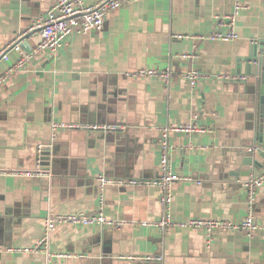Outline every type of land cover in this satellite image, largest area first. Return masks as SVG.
<instances>
[{"label":"crops","instance_id":"crops-1","mask_svg":"<svg viewBox=\"0 0 264 264\" xmlns=\"http://www.w3.org/2000/svg\"><path fill=\"white\" fill-rule=\"evenodd\" d=\"M55 1L0 0V49L27 32ZM232 3L130 0L107 13L100 31L69 36L61 47L38 52L23 71L8 78L0 88V264H264V232L248 236L242 230H216L208 238L196 229L163 232L141 225L163 217L161 189L143 184L105 188L103 213L122 221L119 228L58 226L51 252L70 257L47 262L42 253L4 250L34 246L48 213L96 212L98 175L159 178L166 128L204 129L167 134L172 172L193 179L175 183L171 219L238 222L245 217L244 184L260 170L248 177L231 175L248 170L241 162L253 144L255 110L247 94L252 78L240 70L251 48L264 43V0L245 1L235 40L174 37L208 36ZM37 41L36 33H27L22 49L32 51ZM13 60L0 62V74ZM166 67L173 72L168 86L158 78L129 76ZM190 69L198 73L194 87L181 77ZM240 76L248 79H233ZM52 123L73 127L54 129ZM38 168L50 177L3 173ZM251 210L255 221L263 223L264 185Z\"/></svg>","mask_w":264,"mask_h":264},{"label":"built area","instance_id":"built-area-1","mask_svg":"<svg viewBox=\"0 0 264 264\" xmlns=\"http://www.w3.org/2000/svg\"><path fill=\"white\" fill-rule=\"evenodd\" d=\"M130 0H100L96 3H86L84 0H56L51 8L46 12L45 16L39 17L27 30L17 34L11 42L0 49V62H8L14 56L13 62L0 74V88L13 75V73L23 71L28 65L30 59L38 52L47 50L55 51L62 46L63 42L71 35H85L91 31H100L103 27L104 19L108 12L120 7L122 4ZM246 0H233L232 10L229 14L221 18H216L215 30L208 36L203 35H187L176 34L174 37L190 38L196 40H212V41H232L237 38L235 31V23L240 12L245 8ZM224 28L225 31H221ZM33 32L38 35V41L34 49L26 52L22 49V41L27 33ZM192 55H181L180 59H191ZM129 76L134 78H158L167 86L173 78V72L169 67L164 69H144L138 70ZM182 78L188 80L191 87L198 82V73L195 70H188L181 75ZM233 79L247 80V77H233ZM51 126L56 129L71 128L73 125L52 123ZM97 129L98 126H91ZM102 130L109 128L102 127ZM170 130L179 131H204L202 128L195 126H186L185 128H166L162 129L161 150L159 162L162 168V175L150 181L127 179V178H111L104 175H98L95 178L97 190V211L96 212H76L67 214L48 213L43 220V231L38 242L32 247L9 246L4 250L8 253H25V254H44L47 262L55 258L70 257L69 254H59L51 252V238L55 229L63 224H73L81 226H100L102 228H119L124 225L122 221L112 219L103 213L104 191L107 186H126V185H152L161 189V197L159 205L163 210L162 220L156 224H148L143 222V226H153L160 231H166L172 228L180 229H196L203 231L208 238L216 230H242L251 236L255 232H264V222L255 221L252 214V206L258 190L264 185V165L256 176L250 177L245 182L247 195V204L249 210L244 218L238 222L230 220L208 219V218H191L184 222H174L170 215V206L173 200V187L177 181H193L189 176H181L172 172L170 163V145L166 138ZM250 147L248 151L255 150ZM38 154L41 147L38 146ZM40 162V158L37 160ZM13 176H24L36 179H46L50 177V172L38 168L32 171L13 170L10 172L3 171ZM196 184L201 182L195 181ZM146 260L159 259V257H146Z\"/></svg>","mask_w":264,"mask_h":264},{"label":"water","instance_id":"water-1","mask_svg":"<svg viewBox=\"0 0 264 264\" xmlns=\"http://www.w3.org/2000/svg\"><path fill=\"white\" fill-rule=\"evenodd\" d=\"M241 63V74L246 73L252 78L247 85V94L255 110L251 147L256 149L248 151V156L241 162L243 166L248 167V170L246 172L236 170L231 175L248 177L254 170H260L264 165V43L253 46L249 55L243 58ZM240 179L244 180L243 178Z\"/></svg>","mask_w":264,"mask_h":264}]
</instances>
